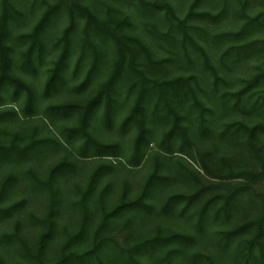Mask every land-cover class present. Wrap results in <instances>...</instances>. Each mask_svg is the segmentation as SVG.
Here are the masks:
<instances>
[{
	"label": "trees",
	"instance_id": "16d2710c",
	"mask_svg": "<svg viewBox=\"0 0 264 264\" xmlns=\"http://www.w3.org/2000/svg\"><path fill=\"white\" fill-rule=\"evenodd\" d=\"M116 1L132 6L140 17L152 18L153 23L150 26L143 25V28L155 43H165L170 49L178 50L179 47L181 52L176 54L177 51H171L168 58L155 59L143 38L132 32L133 26L128 14L113 6L101 17L82 0L45 2L40 16L29 31L17 33L20 11L16 9L13 0H0V108L6 104H16L15 107L0 110V164L15 162L21 166L31 159L34 151L41 155L48 149L65 150L68 145L72 146L76 142L77 151L83 158H118L122 154L120 146L99 142L90 130V120L95 113L97 115L101 112V121L110 127L116 113V99L123 98L124 103L131 100V106L121 121L122 131L136 129L129 165L138 167L149 156L145 150L152 144L155 133L160 134L157 145L162 152L154 153L156 162L136 198L127 199V189L124 188L119 202L108 211L104 207V198L109 185L104 187L98 200L102 216L93 236L94 241L85 255L96 254V262L99 264L103 258L113 254L125 257L117 259L115 262L118 264H141L139 256L145 244L120 247L108 242L103 232H107L116 217L122 215L127 218L120 226L131 225V212L137 210L150 196L152 199L157 198L158 193L161 194L171 182L178 181L186 185V190L170 192L163 197L161 205L166 214L178 212L181 220L194 222L193 226L198 232H203L215 223H230L227 229L217 232L220 247L224 250L233 247L236 264H264V193L256 189L258 185H264V59L249 77L242 80L238 90L221 92L218 85L222 79L217 70L210 66L205 49L195 38V35L200 38L203 29L189 22L196 18L200 22L209 19L215 23L222 12L217 16L196 12L195 8L202 0H193L187 15L180 18L169 0ZM256 1L260 6L258 12L249 15L243 5L238 14L241 23L239 29L234 34L229 31L222 35H230V42L234 35L237 44L223 50L220 55L222 62L228 56L237 61L245 55L264 58V39H251L256 31L264 30V0ZM61 15L67 17L68 23L58 36L50 39L47 36L48 26ZM187 48L196 51L203 65L211 70V92H201L195 75L167 77L158 71L166 63H177L184 59ZM50 51L54 53V59L45 71V81L39 96L34 86L17 71L38 73ZM73 54H76V59L70 72L69 61ZM188 61L191 63V58ZM82 70L85 74L76 82ZM101 75H105V78L82 101L42 106L44 99L56 95L71 83H76L73 84V90L77 93L88 91L96 77ZM40 111L52 113L50 124L53 126L58 120L75 119L76 122L62 127L59 130L60 136L53 134L39 138L35 134L12 133L3 126L19 121L21 117L23 120L38 117ZM231 111L254 115L260 121L252 125L244 120L219 124L221 114ZM216 122L217 130L214 127ZM214 137L234 152L246 154L250 161L243 166H228L223 174H219L202 155L199 159L201 169L216 180L203 181L200 172L186 161L197 160L195 139L209 140ZM160 156L164 163L159 161ZM69 157L67 153L64 159L51 166L46 181L40 180L33 170L27 169L24 172L25 176L35 180L38 188L50 192V220L56 205L54 181L65 175L67 170H73ZM110 169L103 165L91 175L80 201L85 209L88 196ZM16 178L17 175L12 172L2 179L0 205L9 186L17 181H14ZM22 207L23 201L16 202L2 208L0 213L7 217L12 210ZM84 221L83 225L87 218ZM50 223L35 252L39 262H42L41 256L52 235V221ZM157 233L160 234V230ZM9 237L18 240L20 248L28 254L29 249L20 234V228ZM161 241L163 244L158 245L160 249L176 242L187 249L194 242V237L175 232L163 237ZM69 246H63L58 260L53 264H66L77 255L72 251L65 254ZM159 247L153 244V252ZM174 251L168 250L160 263L172 264L170 259ZM202 260L212 264L210 258L201 254H194V259H189V262L199 264Z\"/></svg>",
	"mask_w": 264,
	"mask_h": 264
},
{
	"label": "rangeland",
	"instance_id": "374dc122",
	"mask_svg": "<svg viewBox=\"0 0 264 264\" xmlns=\"http://www.w3.org/2000/svg\"><path fill=\"white\" fill-rule=\"evenodd\" d=\"M52 1L53 0H13L16 9L21 13L20 24L16 29L17 33L29 31L40 16L45 2ZM169 1L173 4L176 14L180 18H184L187 15L188 9L193 3V0ZM82 2L90 6L93 10H96L101 17L105 15L109 7L113 6L119 7L122 12L128 14L131 17L130 20L133 26L131 29L132 32L143 38L155 59L168 58L171 51H177L176 54L181 52L179 47L178 50L177 48L170 49L165 43H155L151 39V36L145 33L143 28V25L150 26L153 23L151 20L152 18L149 19L148 16H138L132 6L117 2L116 0H82ZM243 5L246 6L245 11L249 15L258 12L260 9L256 0H202L195 8V11L208 12L210 16H217L222 12L218 21L214 23L207 19V21L200 22L195 18L191 19L189 22L192 26H198L203 29V32H201L199 36L200 38L196 35L195 38L205 49L209 57L210 66L217 70L218 75L222 79L218 85V90L221 92H234L238 90L242 85V80L249 77L255 71V67L260 65L264 59L245 55V57H242L238 61L230 56L226 57L224 62L220 60V55L224 49L228 46H237L234 41V35H232V42L228 40L230 35H222L230 32H233L230 34H234V32L239 29L241 23L238 20V14ZM67 23L68 21L65 15L56 17L48 26L47 36L50 39L58 36ZM251 39H264V30L256 31V33L251 36ZM186 54L187 55H184V59L177 61V63H166V65L158 71L164 73L167 77L195 75L199 81L201 92H211V70L203 65V61L199 58L196 51L187 48ZM45 57L44 65L40 68L38 73L33 74L17 71L20 76L34 86L39 96L42 93L41 91L45 81V71L50 66L51 60L54 59V53L52 54L50 51ZM189 58H191V63L188 61ZM75 59L76 54H73L69 61L70 72L74 68ZM84 74L85 71L82 70L80 74L77 75L75 81L79 82ZM104 78L105 75L96 77L91 85V89L82 94L75 92L73 90V84L76 83H71L72 85L61 90L56 95L44 99L42 101V106L80 102L83 98L90 95L92 89L97 87V84ZM199 95L202 97L201 93H199ZM122 100L123 98H118L114 103L116 113L110 127L106 126L105 123L101 121L99 115L101 112L97 115L95 113L90 120V130L99 142L120 146L122 154L118 158L98 156L83 158L77 151L78 142H76L73 143L72 146H67L65 144L67 146L65 150L51 151L48 149L41 155H38L36 151H34L32 152L31 159H28V161L21 164V166H18L15 162L0 164V184L2 179L12 172L18 177L14 179V181H17H13L14 184L9 186L6 196L0 205V210L16 202L23 201V207L12 210L7 217L0 213V264H40L42 262V264H53L58 260L60 252L64 249L63 246L66 244H70L69 248L65 249L66 255H68L70 251L77 253V255H75L74 258H70V261H67L66 264H99L96 262V254L86 256L85 252L91 247L94 241L93 236L102 216V211L98 204L100 194L108 184L109 191L104 198V207L108 211L119 202L120 195L124 188L127 189V199L136 198L156 162L154 153L162 152L157 145L160 134L155 133L152 136V144L145 150L146 153H149V156L146 157L138 167H131L129 165L128 159L133 139L136 135V129L133 128L126 132L121 130V121L127 114L132 103L131 100L125 103ZM15 105L16 104H6L0 108V110H5L8 107H15ZM18 105L20 104L18 103ZM43 107L41 110H43ZM18 110L21 113L19 107ZM51 119L52 113L50 111H45L43 113L40 111L38 117L27 120H23L21 117V120L3 124V126L12 133L35 134L39 138L52 136L53 134L55 136H60L59 130H61L62 127L74 125L76 122L75 119L58 120L56 125L53 126L50 124ZM258 119L259 118L254 115H246L239 111H231L222 113L218 118V122L222 124L223 122L244 120L248 125H252L260 121ZM215 124V126L213 125L214 127L217 126V122ZM195 140V157L197 160L193 161L187 159L188 161H186V163L191 164L195 170L200 172V178L203 181L214 179L201 169L199 159L202 155L204 160L211 165V168L214 171L216 170L219 174H223L228 166L234 164L243 166L245 162L250 161L246 154L234 152L228 145L223 144L218 139H215V137L209 140ZM67 153L70 154L69 161L72 163L73 170H67L65 175L57 177L54 181L56 205L54 216L50 220L48 218L51 205L50 192L45 188H38L35 180H31V178L25 176L24 172L27 169L33 170L40 180L46 181L51 166L57 161L64 159ZM160 157L159 161L164 163L162 156ZM173 158L180 157L173 156ZM103 165L109 166L112 170H108L98 185H95L87 198L85 209V207L80 204V201L83 193H85L84 191L87 183L96 169ZM175 182H171L161 194L158 193L157 198L155 197V199H152L150 196L137 210L131 212L129 216L132 218V222L128 227L120 226L121 223H123L122 221L127 218L126 215L116 217L115 220L113 219V226L107 232H103V234L107 236V241L120 247L128 248L134 244H145L142 253H140L141 256H139L141 264H162L160 263V259L171 249L175 250L170 259L172 264H191L189 259H194V254H201L202 256L210 258L212 264H236L233 257V247H229L225 250L220 247L217 233L220 230L227 229L230 223H215L210 227H206L203 232H198L193 226L194 222L187 223L181 220L178 212L175 214H166L162 210L161 203L166 194L186 190V185L184 183ZM256 189L258 192L264 193V185H258ZM85 218H87V222L83 225ZM51 221L53 225L52 235L48 238L44 254L41 256L40 261L42 262H39L35 252L37 251L41 236L44 233L46 234ZM17 228H20V234L27 244L29 249L28 254L20 248L18 240L9 237ZM158 230H160V234L157 233ZM175 232L193 236L194 242L191 246L189 245L187 249L178 242L160 249L158 245L163 244L161 241L163 237L168 234H175ZM153 244L154 246L156 245L157 248L159 247L155 252H153ZM124 258L113 254L107 258H103L101 264H118L115 261ZM202 261L203 263H201ZM202 261H200L199 264H207L204 260Z\"/></svg>",
	"mask_w": 264,
	"mask_h": 264
}]
</instances>
